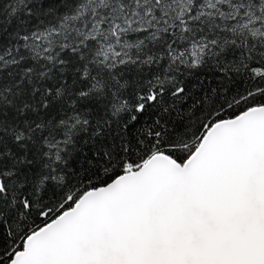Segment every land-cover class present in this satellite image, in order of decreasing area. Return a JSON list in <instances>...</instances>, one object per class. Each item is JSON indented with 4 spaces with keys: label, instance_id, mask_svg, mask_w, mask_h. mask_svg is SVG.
<instances>
[{
    "label": "snow or ice",
    "instance_id": "1",
    "mask_svg": "<svg viewBox=\"0 0 264 264\" xmlns=\"http://www.w3.org/2000/svg\"><path fill=\"white\" fill-rule=\"evenodd\" d=\"M0 264H264V0H0Z\"/></svg>",
    "mask_w": 264,
    "mask_h": 264
}]
</instances>
